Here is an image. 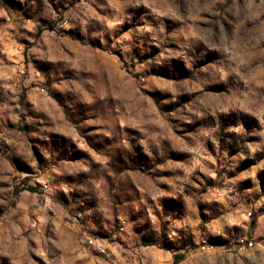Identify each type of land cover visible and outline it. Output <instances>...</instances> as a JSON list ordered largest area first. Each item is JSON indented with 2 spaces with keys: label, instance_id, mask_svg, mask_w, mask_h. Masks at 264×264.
Wrapping results in <instances>:
<instances>
[{
  "label": "rangeland",
  "instance_id": "obj_1",
  "mask_svg": "<svg viewBox=\"0 0 264 264\" xmlns=\"http://www.w3.org/2000/svg\"><path fill=\"white\" fill-rule=\"evenodd\" d=\"M0 264H264V0H0Z\"/></svg>",
  "mask_w": 264,
  "mask_h": 264
},
{
  "label": "built area",
  "instance_id": "obj_2",
  "mask_svg": "<svg viewBox=\"0 0 264 264\" xmlns=\"http://www.w3.org/2000/svg\"><path fill=\"white\" fill-rule=\"evenodd\" d=\"M46 183H43V188H46ZM80 240L85 243L88 247L97 250L98 252L105 254L106 246L99 237L82 234ZM108 255V254H106Z\"/></svg>",
  "mask_w": 264,
  "mask_h": 264
}]
</instances>
